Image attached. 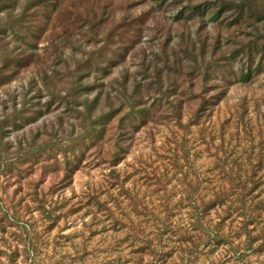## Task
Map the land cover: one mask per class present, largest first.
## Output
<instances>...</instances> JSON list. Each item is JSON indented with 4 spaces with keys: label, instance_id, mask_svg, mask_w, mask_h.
Masks as SVG:
<instances>
[{
    "label": "rangeland",
    "instance_id": "374dc122",
    "mask_svg": "<svg viewBox=\"0 0 264 264\" xmlns=\"http://www.w3.org/2000/svg\"><path fill=\"white\" fill-rule=\"evenodd\" d=\"M0 264H264V0H0Z\"/></svg>",
    "mask_w": 264,
    "mask_h": 264
}]
</instances>
